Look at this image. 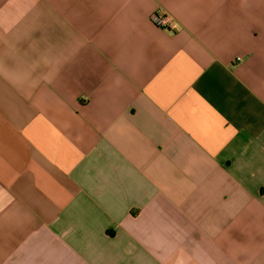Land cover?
<instances>
[{
  "label": "crops",
  "instance_id": "0c3cea01",
  "mask_svg": "<svg viewBox=\"0 0 264 264\" xmlns=\"http://www.w3.org/2000/svg\"><path fill=\"white\" fill-rule=\"evenodd\" d=\"M0 264H264V0H0Z\"/></svg>",
  "mask_w": 264,
  "mask_h": 264
},
{
  "label": "built area",
  "instance_id": "2783aa9c",
  "mask_svg": "<svg viewBox=\"0 0 264 264\" xmlns=\"http://www.w3.org/2000/svg\"><path fill=\"white\" fill-rule=\"evenodd\" d=\"M150 21L156 27H159L165 30L172 29L173 18L167 12H163L161 10L154 11L150 16Z\"/></svg>",
  "mask_w": 264,
  "mask_h": 264
}]
</instances>
